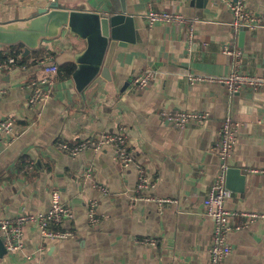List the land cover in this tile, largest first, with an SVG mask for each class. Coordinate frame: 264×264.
Segmentation results:
<instances>
[{"label": "crops", "instance_id": "0c3cea01", "mask_svg": "<svg viewBox=\"0 0 264 264\" xmlns=\"http://www.w3.org/2000/svg\"><path fill=\"white\" fill-rule=\"evenodd\" d=\"M43 1L0 0V21L32 16L52 3ZM55 1L100 12L119 8V0ZM241 1L260 19L240 39L232 13L222 2L208 0L198 10L194 0H126L136 39L116 47L110 64L82 92L71 78L59 76L44 101H28L32 81L44 74L40 59L52 54L55 58L58 49L73 40L66 32L45 40L25 62L0 73V117H12L14 132L13 138L0 133V219L47 210L52 188L59 190L73 215L62 225L73 231L65 238L42 237L35 225L27 224L22 248L6 252L0 264H209L212 219L202 197L222 171L213 147L225 117L238 122L239 132L223 163L239 167L245 175L243 190H230L225 206L264 211V173L248 171L264 168V89L231 92L223 83L188 79L193 73L227 75L235 68L264 74V0ZM148 4L179 11L186 24L147 25ZM188 25L193 29L190 41L184 33ZM83 45L75 41L73 49ZM143 68L152 69L155 78L138 90L132 78ZM161 109L208 115L200 124L177 130L165 122ZM119 132L151 182L147 191L167 200L136 197L145 190L137 188L135 165L123 167L108 146L84 148L77 155L57 147L58 142L76 145L87 137ZM90 199L97 201L95 224L87 220ZM146 238L155 239V244L145 243ZM228 242L231 251L223 264H264V219L230 232Z\"/></svg>", "mask_w": 264, "mask_h": 264}, {"label": "built area", "instance_id": "2783aa9c", "mask_svg": "<svg viewBox=\"0 0 264 264\" xmlns=\"http://www.w3.org/2000/svg\"><path fill=\"white\" fill-rule=\"evenodd\" d=\"M55 1V0H47ZM222 2L232 13V26L234 29H240L241 26L254 28L258 25V16L248 13L241 0H215ZM146 24L152 26L156 23L173 24L180 26L186 24V19L179 11L155 9L148 4L144 15ZM192 27L188 25L185 28V35L188 41L192 38ZM227 54L233 52L225 49ZM44 74L36 81L31 83V92L28 97L30 104L44 101L53 91L57 79L60 76L59 65L55 61L54 55H49L40 59ZM19 66L17 58L8 56L0 61V73H6ZM155 78V73L150 68H143L132 78V85L135 89H144L148 87ZM190 82H217L223 83L231 92L238 91L241 88L252 87L264 89V74L250 73L243 69L235 68L227 75L201 74L193 73L188 75ZM3 90L1 89L0 92ZM160 115L165 122L177 130H184L192 124L202 123L208 113L189 109H161ZM239 124L231 117H225L218 128L214 140V150L221 159L222 171L217 174L208 186L202 203L204 211L212 219V233L210 243L206 253L209 264H223L224 258L230 253L231 245L228 242V234L247 227L258 219H264V211L255 210H237L229 209L225 206L226 200L230 197L231 191L225 187L224 170L226 169L223 161L230 155L235 143L238 140ZM0 133L7 138H13V119L10 116L0 117ZM108 146L113 150L114 158L123 166L134 164L137 170V188L145 190L143 195H137L145 200H157L160 203L167 200L151 195L147 190L151 182L146 177L144 168L133 161L132 154L127 147L125 135L119 133H103L99 137H87L76 145H69L65 142H58L57 147L71 155H77L84 148L100 149ZM248 171L254 173H264V168H248ZM84 174L89 175L90 169L84 166ZM104 190V187L99 186ZM97 201L88 200L87 220L90 224L98 221L96 211ZM73 215L70 208L61 200L60 192L56 188L50 189V206L47 210H37L34 212L21 211L14 217H4L0 219V236L3 240L7 252H14L24 245L23 234L24 227L27 224H33L37 227L42 237L65 238L73 235V231L63 228V223L70 221ZM145 243L154 245L155 239L146 238Z\"/></svg>", "mask_w": 264, "mask_h": 264}, {"label": "water", "instance_id": "95a60500", "mask_svg": "<svg viewBox=\"0 0 264 264\" xmlns=\"http://www.w3.org/2000/svg\"><path fill=\"white\" fill-rule=\"evenodd\" d=\"M208 0H194L198 10L206 6ZM49 5V3H48ZM247 26H241V39ZM66 32L69 40L67 48H59L55 57L57 64L73 62L71 80L74 88L82 92L100 72L110 64L116 47H125L136 39L133 16L127 12L126 0H119V9L113 13L94 9L70 8L56 1L47 7H40L29 17L10 21H0V45L22 44L21 57L38 50L45 40H54ZM75 41H82L83 47L73 49ZM225 187L242 191L245 175L236 166L225 169ZM0 236V258L6 254Z\"/></svg>", "mask_w": 264, "mask_h": 264}, {"label": "trees", "instance_id": "16d2710c", "mask_svg": "<svg viewBox=\"0 0 264 264\" xmlns=\"http://www.w3.org/2000/svg\"><path fill=\"white\" fill-rule=\"evenodd\" d=\"M118 9H115L114 11H117ZM114 11H111V13H113ZM3 47H4V49H6V51L4 53L0 52V60L6 58L8 56H14L15 58H17V60L19 62H25L29 56V55H27L25 57L20 56V54L22 52V49H21L22 44L21 43L4 45ZM32 53H35V50H33ZM59 69H60V77L61 78H71V73L74 69V64H73V62L66 61V62H63L59 65Z\"/></svg>", "mask_w": 264, "mask_h": 264}, {"label": "rangeland", "instance_id": "374dc122", "mask_svg": "<svg viewBox=\"0 0 264 264\" xmlns=\"http://www.w3.org/2000/svg\"><path fill=\"white\" fill-rule=\"evenodd\" d=\"M45 4H47V3H49V1H47V0H45V1H43Z\"/></svg>", "mask_w": 264, "mask_h": 264}]
</instances>
